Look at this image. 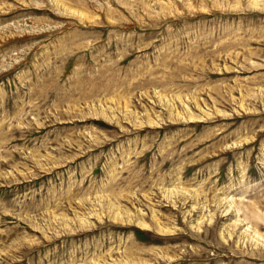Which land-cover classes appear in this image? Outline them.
I'll list each match as a JSON object with an SVG mask.
<instances>
[{
    "label": "rangeland",
    "instance_id": "obj_1",
    "mask_svg": "<svg viewBox=\"0 0 264 264\" xmlns=\"http://www.w3.org/2000/svg\"><path fill=\"white\" fill-rule=\"evenodd\" d=\"M0 264H264V0H0Z\"/></svg>",
    "mask_w": 264,
    "mask_h": 264
}]
</instances>
